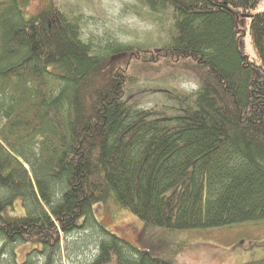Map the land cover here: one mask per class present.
Segmentation results:
<instances>
[{
  "label": "trees",
  "instance_id": "16d2710c",
  "mask_svg": "<svg viewBox=\"0 0 264 264\" xmlns=\"http://www.w3.org/2000/svg\"><path fill=\"white\" fill-rule=\"evenodd\" d=\"M28 1L0 0V243L32 249L0 264H55L88 228L89 264H171L96 220L110 202L173 231L264 222V0H141L163 24L146 47L84 42L53 2ZM146 63L197 89L166 92L169 113L137 108Z\"/></svg>",
  "mask_w": 264,
  "mask_h": 264
},
{
  "label": "rangeland",
  "instance_id": "374dc122",
  "mask_svg": "<svg viewBox=\"0 0 264 264\" xmlns=\"http://www.w3.org/2000/svg\"><path fill=\"white\" fill-rule=\"evenodd\" d=\"M26 11L36 14L53 2L69 18L80 26L84 42L104 45L116 42L124 45L154 46L162 35V21H154V15L143 6L141 0H29ZM264 11V1L252 13ZM242 44L250 61L256 54L249 36ZM115 57L107 61L106 68L121 63ZM143 65L137 82L128 88L126 98L144 111L170 112L173 103L165 97L169 90L191 94L197 85L191 77L169 73V69ZM124 68L123 65H121ZM126 71V70H125ZM28 169V167H27ZM95 218L104 227L129 242L134 248H146L152 255L166 259L171 264H260L264 261V222L240 223L229 227L200 230L173 231L143 223L126 210L110 202L96 206ZM97 232L93 228L77 231L63 237L60 255L55 264L91 263L97 255ZM28 245L5 246L0 243L2 260L13 258L22 262L31 250Z\"/></svg>",
  "mask_w": 264,
  "mask_h": 264
}]
</instances>
